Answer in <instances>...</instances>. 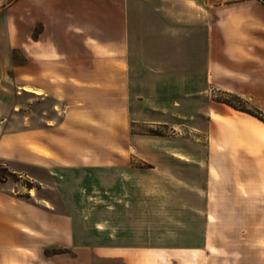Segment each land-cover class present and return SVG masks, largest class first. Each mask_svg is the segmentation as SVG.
<instances>
[{
    "label": "rangeland",
    "instance_id": "rangeland-1",
    "mask_svg": "<svg viewBox=\"0 0 264 264\" xmlns=\"http://www.w3.org/2000/svg\"><path fill=\"white\" fill-rule=\"evenodd\" d=\"M210 1L217 40L244 53L256 95L242 101L195 75L158 84L136 54L128 80L102 63L28 95L12 79L43 26L32 2L0 0L1 264H238L264 238V152L239 155L209 127L223 101L264 118V3Z\"/></svg>",
    "mask_w": 264,
    "mask_h": 264
},
{
    "label": "crops",
    "instance_id": "crops-1",
    "mask_svg": "<svg viewBox=\"0 0 264 264\" xmlns=\"http://www.w3.org/2000/svg\"><path fill=\"white\" fill-rule=\"evenodd\" d=\"M27 1L32 2L36 22L43 28L27 47L24 79L12 80L21 83L28 95L44 98L55 87L76 88L88 77L83 70H96L102 63L107 69L120 70L128 80L133 54L142 60L134 68L156 71L153 78L158 84L167 80L170 85H188L195 75L203 78L205 86L213 84L240 96L256 95L250 76L241 71L245 68L241 47L217 40L219 6H214L212 15L210 0ZM227 107L213 109L209 115L210 131L217 130V145H244L233 147L239 155L264 152V122ZM46 145L33 146L36 157L46 155ZM211 209L203 207L208 220ZM22 231L32 234L27 227ZM255 240L257 245L243 253L238 264H264V238ZM202 252L207 255L208 249Z\"/></svg>",
    "mask_w": 264,
    "mask_h": 264
},
{
    "label": "trees",
    "instance_id": "trees-1",
    "mask_svg": "<svg viewBox=\"0 0 264 264\" xmlns=\"http://www.w3.org/2000/svg\"><path fill=\"white\" fill-rule=\"evenodd\" d=\"M231 97H233L235 100L237 101H242V98L237 96L236 94H231V93H228ZM225 104L229 105L230 107L236 109V110H239V111H242V112H245V113H248L256 118H258L259 120L263 121L264 122V118H260L258 117L257 115H255L254 113L250 112L249 110H247L246 108H243L241 106H238V105H235L234 103H231V101H223Z\"/></svg>",
    "mask_w": 264,
    "mask_h": 264
},
{
    "label": "built area",
    "instance_id": "built-area-1",
    "mask_svg": "<svg viewBox=\"0 0 264 264\" xmlns=\"http://www.w3.org/2000/svg\"><path fill=\"white\" fill-rule=\"evenodd\" d=\"M228 1H230V0H228Z\"/></svg>",
    "mask_w": 264,
    "mask_h": 264
}]
</instances>
